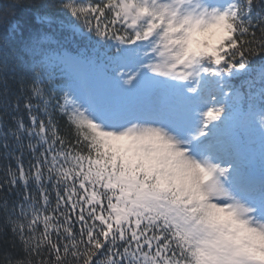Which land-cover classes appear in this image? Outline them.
Instances as JSON below:
<instances>
[{
    "label": "snow or ice",
    "instance_id": "obj_1",
    "mask_svg": "<svg viewBox=\"0 0 264 264\" xmlns=\"http://www.w3.org/2000/svg\"><path fill=\"white\" fill-rule=\"evenodd\" d=\"M184 2L81 0L70 6L71 29L90 53H62L36 32L24 56L0 69V237L6 248L21 251L14 264H264L231 245L201 247L184 206L152 191L128 150L139 124L159 123L180 136L198 126L189 150L227 162L234 191L264 216V195H254L264 183L233 172L241 152L234 136L222 150L211 139L222 116L209 107L223 105V114L230 108L245 117L264 110V0H209L232 19L233 30L212 60L199 64L191 85L158 73L140 71L134 79L119 73L151 58L149 42L166 22L159 9ZM21 7L5 5L6 15ZM84 69L105 70L117 87L133 88L144 77L154 89L175 85L185 103L113 102L89 84ZM238 77L242 82L232 83ZM204 108L213 118L200 123ZM5 264L13 261L6 257Z\"/></svg>",
    "mask_w": 264,
    "mask_h": 264
},
{
    "label": "clouds",
    "instance_id": "obj_2",
    "mask_svg": "<svg viewBox=\"0 0 264 264\" xmlns=\"http://www.w3.org/2000/svg\"><path fill=\"white\" fill-rule=\"evenodd\" d=\"M139 2L143 4L144 0ZM162 2L172 5V0ZM159 11L166 22L157 26L159 31L149 42L151 58L131 71L136 75L140 71L158 73L172 83L191 85L192 80L198 79L199 64L210 62L230 38L233 21L210 7L209 0H185ZM138 55L143 58L145 50L140 49ZM210 108L215 117L223 115V105ZM208 111H198L200 123L213 118L207 115ZM251 118L264 130V110ZM199 131L194 126L189 136H180L159 123L139 124L128 144L131 157L136 160L135 168L152 191L184 206L191 226L203 241L201 247L227 244L264 260V216L234 191L227 162L189 150L187 140Z\"/></svg>",
    "mask_w": 264,
    "mask_h": 264
},
{
    "label": "rangeland",
    "instance_id": "obj_3",
    "mask_svg": "<svg viewBox=\"0 0 264 264\" xmlns=\"http://www.w3.org/2000/svg\"><path fill=\"white\" fill-rule=\"evenodd\" d=\"M112 43L117 44L114 40ZM88 73L84 69V75L91 83V86L116 103L139 106L146 103L149 99L157 104L165 102L174 106H181L185 103L177 94L176 86L172 84L161 85L158 89H154L151 78L144 77L133 88H123L122 86L113 85L107 79L106 71L103 69L100 75ZM119 73H124L125 79L129 78V73L133 79L136 76V73H132L131 68H122ZM56 75H60L59 70L56 71ZM257 112H259V109L255 110L252 116ZM226 113L218 121L220 123L223 122L222 124L219 125L218 122H214L211 139L222 150L229 139L234 136L236 146L241 152V159L233 164V172H238L242 177L249 178L257 183H264V130L260 129L251 117H245L243 114L232 110ZM252 158L255 160V165L251 163ZM254 195L257 197L264 195V188L258 190Z\"/></svg>",
    "mask_w": 264,
    "mask_h": 264
},
{
    "label": "trees",
    "instance_id": "obj_4",
    "mask_svg": "<svg viewBox=\"0 0 264 264\" xmlns=\"http://www.w3.org/2000/svg\"><path fill=\"white\" fill-rule=\"evenodd\" d=\"M17 2L22 7L10 9L6 15L5 5ZM80 2L81 0H0V69L4 63L11 64L16 58L24 56V44L36 32L45 34L48 37L47 46L62 53L77 55L81 50H89L90 53L86 39L71 29L76 21L70 6ZM54 3L57 7H51ZM82 20L83 16L81 22ZM242 79L243 77L235 78L232 83L238 85ZM6 257L13 264L16 260L23 259L18 248L13 249L11 245L6 248L0 237V264H5Z\"/></svg>",
    "mask_w": 264,
    "mask_h": 264
}]
</instances>
